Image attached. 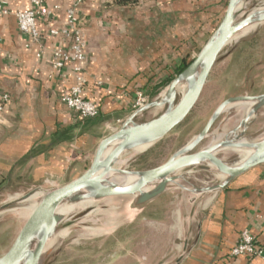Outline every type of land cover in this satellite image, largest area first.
<instances>
[{"label":"crops","instance_id":"crops-1","mask_svg":"<svg viewBox=\"0 0 264 264\" xmlns=\"http://www.w3.org/2000/svg\"><path fill=\"white\" fill-rule=\"evenodd\" d=\"M5 1L12 13L31 9L29 0ZM227 2L84 0L82 95L97 108L91 120H81L61 101L73 82L72 64L61 70L51 64L52 49L66 41L48 32L64 25L71 1H47L46 8L59 4L60 10L37 20L40 46H27L13 16L0 17V97L8 95L0 113V197L49 190L82 175L100 142L134 113L136 93L149 99L161 94L215 31ZM209 194L200 217L191 212L172 264H264V164ZM243 231L253 237L260 256H230Z\"/></svg>","mask_w":264,"mask_h":264},{"label":"water","instance_id":"water-1","mask_svg":"<svg viewBox=\"0 0 264 264\" xmlns=\"http://www.w3.org/2000/svg\"><path fill=\"white\" fill-rule=\"evenodd\" d=\"M242 1L228 0L219 25L191 63L156 100L134 111L120 127L100 142L89 167L82 175L62 186L42 190L43 194L37 204L0 255V264H50L51 261H43L42 256L50 236L56 231L58 210L67 202L89 199L100 203L121 199L137 210L136 216L172 184L195 172H208L219 181L199 190H190L203 194L215 192L248 170L264 164V134L255 140L245 137L246 130L264 108V94H261L238 95L224 100L213 111L202 130L163 164L143 171H128L117 167L127 154L140 149V154L146 152L180 125L198 102L224 48L244 31L264 23V0L243 12ZM240 106L247 108L236 127L223 136L212 132L214 124L222 115ZM154 108L164 110L151 120L137 121L138 116ZM228 153L238 154L236 161L240 162L225 161L223 156ZM116 175L130 177L131 180L118 184L112 180V176ZM7 206H1L0 210Z\"/></svg>","mask_w":264,"mask_h":264},{"label":"rangeland","instance_id":"rangeland-1","mask_svg":"<svg viewBox=\"0 0 264 264\" xmlns=\"http://www.w3.org/2000/svg\"><path fill=\"white\" fill-rule=\"evenodd\" d=\"M262 1L243 0L242 3L247 4L251 10ZM239 18L240 16L237 17ZM208 39L206 36L202 43L205 44ZM261 94H264V23L241 34L224 48L219 62L209 74L198 102L180 125L146 152L127 154L121 160L124 164L119 163L117 167L128 171H143L163 164L202 130L213 111L224 100L238 95ZM157 97L158 94L148 99V103ZM163 110L164 108L150 109L143 116H138L137 121L151 120ZM242 114L243 111L234 109L229 114L222 115L214 124L212 132L217 136L229 133L238 125ZM263 134L264 108L246 130L245 137L255 140ZM223 157L225 161L235 162L238 154L228 153ZM217 181L208 172H195L172 184L157 200L115 230L91 236L82 230L73 229L52 254L50 264H172L177 256V249L181 246V237L187 231L191 212L193 211L194 219L200 217L201 208L211 195V192L201 194L190 190H199ZM37 191L33 189L20 195L26 197ZM10 196L14 197H0V207L8 205L0 210V255L10 245L27 217L22 216L20 211L29 206L20 201L10 202ZM108 201L97 203L100 210L88 218L87 225L93 222L102 225L113 220L114 213L119 210L110 208ZM118 201L124 202L121 199ZM82 210L80 206H76L73 211L80 213ZM191 228L193 229V225Z\"/></svg>","mask_w":264,"mask_h":264},{"label":"built area","instance_id":"built-area-1","mask_svg":"<svg viewBox=\"0 0 264 264\" xmlns=\"http://www.w3.org/2000/svg\"><path fill=\"white\" fill-rule=\"evenodd\" d=\"M48 0H29L31 9L17 10L11 12L8 3L0 0V17L13 16L20 33L29 39L27 46L38 45L42 41V35L37 27V20L50 19L60 10L59 4H53L46 8ZM71 5L65 10V22L60 28L50 29L49 37H60L66 44L64 46L54 47L51 51V64L54 70H61L67 64L73 66V82L68 91L62 96L61 101L67 109L78 115L81 120H91L98 115L96 106L90 101L83 98V87L85 79L83 76L82 64L85 60V37L80 30L79 8L84 0H70ZM42 51L37 54L39 57ZM148 97L143 92L136 93L134 110H138L148 103ZM0 113L4 109V104L8 101V95L3 94L0 97ZM260 256L259 251L254 243L253 237L248 231L240 234L239 241L230 251L231 257L239 256Z\"/></svg>","mask_w":264,"mask_h":264},{"label":"bare ground","instance_id":"bare-ground-1","mask_svg":"<svg viewBox=\"0 0 264 264\" xmlns=\"http://www.w3.org/2000/svg\"><path fill=\"white\" fill-rule=\"evenodd\" d=\"M241 4H242L241 5L242 11L244 10L246 11L248 9L247 4L245 5L243 3ZM246 31H244L243 33H245ZM246 108L247 106H240L237 109L243 111L244 113ZM141 150L142 149L137 150L136 152H132V153L139 154ZM235 162H237L238 164L240 160L235 161ZM120 164L123 165L124 163L121 161ZM112 177H113L112 178L113 182L118 183V184L129 182L131 180L130 177H126L124 175H116ZM218 182L219 181H217L216 183ZM42 194H43V191L38 190L37 192H34L33 194L26 196V197L17 195L15 197H12L10 199V202L20 201L21 203H25V204L27 203L29 205L28 208H24L20 212L22 213V216L23 215L28 216L29 213L34 208V206L37 204ZM118 200L119 199H113V200L108 201L110 208H113V210L114 209L117 210L118 208L119 211H117V213L116 212L114 213L115 217L113 218L112 221H110L107 224H102V225H98L95 222H93L91 225L86 224V221L88 220V218L92 214L100 210L97 207V202H94L89 199H82V200H75L73 202H70V203L67 202L63 204L58 210L59 221L57 224L56 231L52 233V235L50 236L46 244V247L44 249V253L42 256V260L48 261L50 258H52V254H54L58 250L59 244H61L62 240L65 239L73 229L82 230L86 234L91 235V236L102 235L104 233H107L113 230L115 227L121 225L125 221L131 220L137 213V210L132 209L129 202L127 201L120 202ZM76 206H80L83 210L80 213L74 212L73 210L76 208ZM109 206H106V208L109 209L108 208ZM79 211H80V208H79Z\"/></svg>","mask_w":264,"mask_h":264},{"label":"trees","instance_id":"trees-1","mask_svg":"<svg viewBox=\"0 0 264 264\" xmlns=\"http://www.w3.org/2000/svg\"><path fill=\"white\" fill-rule=\"evenodd\" d=\"M112 2L113 3H115V4H118V5H130V4H134V3H136V0H112ZM193 60V59H192ZM192 60H190L189 62H184L177 70H176V73H175V75H174V77H171L170 79H168L166 82H165V84H164V86L166 87V86H168L169 85V83L176 77V76H178L190 63H191V61ZM163 86V87H164ZM157 94H159V92L157 91V92H155L154 93V95H153V97L154 96H156Z\"/></svg>","mask_w":264,"mask_h":264}]
</instances>
